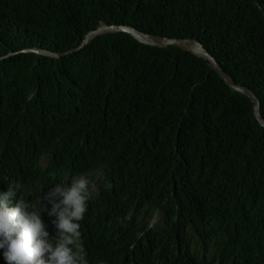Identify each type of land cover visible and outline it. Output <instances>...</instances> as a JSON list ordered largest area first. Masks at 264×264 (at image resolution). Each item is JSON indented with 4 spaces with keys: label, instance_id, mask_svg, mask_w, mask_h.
Here are the masks:
<instances>
[{
    "label": "trees",
    "instance_id": "1",
    "mask_svg": "<svg viewBox=\"0 0 264 264\" xmlns=\"http://www.w3.org/2000/svg\"><path fill=\"white\" fill-rule=\"evenodd\" d=\"M103 24L201 42L264 118V0H0V192L88 175L89 264H264V128L207 60L124 33L21 53Z\"/></svg>",
    "mask_w": 264,
    "mask_h": 264
},
{
    "label": "clouds",
    "instance_id": "2",
    "mask_svg": "<svg viewBox=\"0 0 264 264\" xmlns=\"http://www.w3.org/2000/svg\"><path fill=\"white\" fill-rule=\"evenodd\" d=\"M6 185L0 192V250L6 264H89L80 243L81 222L92 199L88 175H72L67 183L39 192L19 181Z\"/></svg>",
    "mask_w": 264,
    "mask_h": 264
},
{
    "label": "water",
    "instance_id": "3",
    "mask_svg": "<svg viewBox=\"0 0 264 264\" xmlns=\"http://www.w3.org/2000/svg\"><path fill=\"white\" fill-rule=\"evenodd\" d=\"M119 33L128 34L132 38H134L137 42L147 45V46L158 47V48H168L171 46H175L184 51L190 52L196 57L207 60L213 66L214 70L217 72L219 77L226 83V85L233 92L239 93L247 97L252 102L254 117L257 120V122L264 128V118L261 115V102L258 99V97L255 95V93L247 87L236 84L233 81V79L220 66V64L217 62L214 56L206 50L205 46L201 42L197 40L170 39L166 37L146 34V33L140 32L139 30L131 26L103 24L96 30L89 32L78 47L68 50L66 52L57 53V52H51L48 50H43L40 48H32V49H26L22 51L21 53L35 54L38 56H44V57H48L52 59H62L64 57L81 52L82 50L86 49L95 39L101 36H104L107 34H119Z\"/></svg>",
    "mask_w": 264,
    "mask_h": 264
},
{
    "label": "rangeland",
    "instance_id": "4",
    "mask_svg": "<svg viewBox=\"0 0 264 264\" xmlns=\"http://www.w3.org/2000/svg\"><path fill=\"white\" fill-rule=\"evenodd\" d=\"M48 163H49V160H48V159H44L43 162H42V164H43L44 166H47ZM97 190H98V186H97V185H94V186H93V189H92V193L95 194V193L97 192ZM160 220H161V217H160V216H157V218H154V219L152 220V225H156Z\"/></svg>",
    "mask_w": 264,
    "mask_h": 264
}]
</instances>
